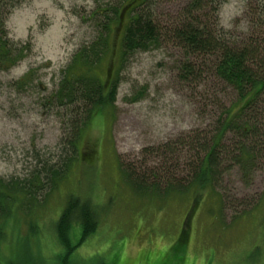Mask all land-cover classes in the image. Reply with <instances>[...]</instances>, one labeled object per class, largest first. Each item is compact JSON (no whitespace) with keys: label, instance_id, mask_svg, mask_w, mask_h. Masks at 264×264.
I'll return each instance as SVG.
<instances>
[{"label":"rangeland","instance_id":"rangeland-1","mask_svg":"<svg viewBox=\"0 0 264 264\" xmlns=\"http://www.w3.org/2000/svg\"><path fill=\"white\" fill-rule=\"evenodd\" d=\"M124 1L0 0V39L14 56L13 66H0V181L17 186L9 213L0 218L2 261L13 251H20L18 259H57L64 247L55 222L67 200L79 197L96 207L98 220L87 239L74 230L69 236L76 257L88 259L80 264H113L116 256L114 264H264V167L242 172L225 160L213 187L194 182L186 166L199 156L183 143L210 138L216 126L219 108L212 106L205 70L211 65L199 56L197 81L180 79L179 63L188 56L167 43L122 62L119 40L131 11L119 24L111 22L105 51L92 67L100 83L117 76L115 101L92 113L74 150L68 146L87 110L80 90L71 95L74 103L64 105L60 81L68 78L80 47L96 46L102 17L95 20L93 12ZM187 2L152 0L155 18L176 16ZM250 12L257 16L253 1L213 0L194 14L211 34L226 32L231 39L249 28ZM226 93H218L224 107L232 101ZM44 163L59 164L60 176L50 185H29ZM128 165L136 171L166 166L171 181H162L155 194L140 195L123 173Z\"/></svg>","mask_w":264,"mask_h":264},{"label":"trees","instance_id":"trees-1","mask_svg":"<svg viewBox=\"0 0 264 264\" xmlns=\"http://www.w3.org/2000/svg\"><path fill=\"white\" fill-rule=\"evenodd\" d=\"M211 1L213 0H188L176 16L161 22L155 18L152 0H127L118 7L108 4V7L93 12L95 20L98 18L100 20V16L102 17V21L98 23L102 32L93 42L96 46L87 49L80 47L77 50L68 67V78L72 75L70 80L63 77L59 85L58 95H61L64 105L74 103L71 95H75V91L80 90L78 100L87 110L81 124L73 126L71 142L68 144L72 151L74 150L73 142L78 138L82 125H85L90 115L105 110L115 101L117 76L109 74L104 82L100 83L95 79L92 67L105 51L111 22L115 21L119 24L122 16L131 11L119 40L122 62L133 53L149 51L154 46L167 43L180 46L182 54L188 56L187 61L179 63L180 79L189 81L191 84L197 81L201 73V69L197 72L199 56H202L204 61L208 60L206 65H211L205 70L209 71V89L213 91L212 106L219 109L213 114L216 126L210 138L194 136L183 143L192 153L196 149V154L199 156L195 164H185L190 171H193L192 180L216 186L220 181V175L225 171L222 165L225 160L238 166L242 172L249 171L256 164L264 167V0H246L258 5L257 16L254 17L250 12L249 28L240 34H232L231 39L226 32L223 35L222 33L211 34L205 21H201L199 16L194 14V11L201 10ZM247 5L250 7L248 3ZM9 50L5 42L0 39L1 68L7 69L14 65V56L9 53ZM73 66L75 69L71 73ZM72 82H75L74 87ZM223 88L227 90L226 96L232 98L227 107H224L225 104L222 103L218 94ZM227 139H231L230 144L225 143ZM221 153L224 157H220ZM200 154L203 156L201 157ZM227 155H229L228 159H226ZM58 165L44 163L42 167H39L40 171H34L31 174L27 183L33 186L52 184L60 176ZM136 170L137 168L128 165L124 167L123 173L140 195L147 192L149 195L155 194V191L160 189L159 185L162 181L169 183L170 178L168 179L167 172L170 170L166 166H162L161 169L155 167ZM248 174L249 172L246 173ZM175 185L181 186L179 182ZM14 187L17 188L9 182L0 181V218L9 213V206L14 201L11 188ZM20 188L23 191L27 189L23 185ZM28 190L30 195L32 189ZM97 226L96 207L87 199L69 198L54 225L57 238L64 247L57 259L43 260L32 256L27 259L26 256H22L18 259L16 253L20 251H13V254L3 261L0 257V264H80L79 262L84 258L76 257L74 254L76 244L69 242V236L74 230L80 240H85ZM14 257L17 258L15 263L11 262ZM116 258L117 256L111 257L113 264Z\"/></svg>","mask_w":264,"mask_h":264}]
</instances>
